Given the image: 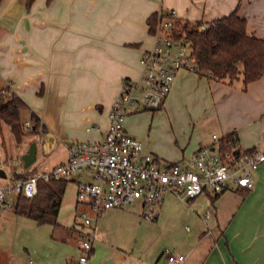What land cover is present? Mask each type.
I'll return each mask as SVG.
<instances>
[{
  "label": "crops",
  "instance_id": "crops-1",
  "mask_svg": "<svg viewBox=\"0 0 264 264\" xmlns=\"http://www.w3.org/2000/svg\"><path fill=\"white\" fill-rule=\"evenodd\" d=\"M168 11L190 23L235 11L246 33L264 40V0H32L28 7L23 0H0V87L22 100L29 119L37 118L44 130L38 136H49L38 163L16 174L50 169L67 158L71 142L103 137L121 80L138 78L140 54L153 42L147 18ZM183 87L198 88L205 96L197 105L204 110L202 130L164 158L142 145L158 163L210 146L211 134L221 138L234 132L241 149L264 150V75L242 87L239 79L226 84L179 70L163 105ZM81 180H89L85 172L67 180L74 182L73 198ZM230 188L216 200L208 197L215 201L202 220L180 215L177 209L185 206L171 194L149 224L128 209L130 204L103 211L92 224L86 264H264V162L253 170L249 190ZM199 195L191 199L196 205ZM185 217L192 229L185 227L182 234ZM159 236L180 246L175 241L174 249L167 250L157 244ZM164 249L182 259L168 262ZM68 255L52 260L67 264L74 258Z\"/></svg>",
  "mask_w": 264,
  "mask_h": 264
},
{
  "label": "built area",
  "instance_id": "built-area-1",
  "mask_svg": "<svg viewBox=\"0 0 264 264\" xmlns=\"http://www.w3.org/2000/svg\"><path fill=\"white\" fill-rule=\"evenodd\" d=\"M175 20L174 13L168 11L157 21L150 33L153 42L139 57V76L135 80H121L107 110V128L100 140L73 141L67 146V158L63 162L0 184V209H4L17 195L33 197L39 179L70 180L75 174L85 172L89 180L76 183L75 199L80 224L86 229L80 232V252L68 259L67 264L87 263L92 224L103 211L138 202L139 216L154 220L165 194L187 201L204 190L213 196L220 194L229 184L249 190L253 170L264 162V150H244L238 142L221 144L220 138L211 134L210 146H201L175 162L161 164L124 130L123 120L130 109H155L161 105L177 71L196 74L200 71L190 43L173 36ZM204 27V23L198 25L199 30ZM162 254L168 262L182 259L166 249Z\"/></svg>",
  "mask_w": 264,
  "mask_h": 264
},
{
  "label": "rangeland",
  "instance_id": "rangeland-1",
  "mask_svg": "<svg viewBox=\"0 0 264 264\" xmlns=\"http://www.w3.org/2000/svg\"><path fill=\"white\" fill-rule=\"evenodd\" d=\"M204 99V94L200 93L198 88L183 87L176 96L168 98L164 105L162 103L158 108L153 110L141 107L130 109L123 120V126L126 132L137 139L146 149L164 158L163 155H168L177 148H183L188 141L191 142L196 132L200 133L204 123V110L203 107L197 105ZM19 121L23 125L24 134L18 143L14 140L8 126L0 123V171L4 173V177H0L2 183L6 182L10 176L15 178L20 174H16L17 172L31 170L41 158L37 144L38 134L25 128L24 122H27L29 128L31 121L24 109L20 111ZM207 135L210 134L207 133ZM31 141H36L37 144L36 157L28 167L23 168L20 156L27 150ZM164 163L167 162H161V164ZM22 174L26 176L28 173ZM73 184L74 182L71 181H67L65 184L56 216V222L60 224L58 226L37 224L25 216L14 214L12 201L8 207L0 209V264H56V261L52 260L55 256L60 258L69 254L68 256L76 257L79 250L80 232L86 228L80 224L75 195L73 198ZM229 187L234 189V186L230 184ZM228 190L214 196L204 190L199 195L198 205L194 204L191 199L181 200L187 209L182 206L181 209H177V212L183 217H187L186 214L191 213L202 220L205 213L211 212V203L214 204L217 198L225 196ZM167 194L164 195L163 200L168 197ZM208 197L215 198V200L210 202ZM128 207V209L132 208L138 211L139 214L136 203H132ZM186 217L181 224L182 234L187 232L185 227L189 230L192 229L191 224L186 222ZM138 218L148 224L154 221L142 219L140 216ZM206 220L208 221V219ZM175 233L174 237L179 239L181 234L177 231ZM158 239L160 240L157 244L165 245L164 248L167 250L174 249L175 239L163 236H159Z\"/></svg>",
  "mask_w": 264,
  "mask_h": 264
},
{
  "label": "trees",
  "instance_id": "trees-1",
  "mask_svg": "<svg viewBox=\"0 0 264 264\" xmlns=\"http://www.w3.org/2000/svg\"><path fill=\"white\" fill-rule=\"evenodd\" d=\"M28 7L32 0H23ZM165 13H153L147 18L148 31L151 33ZM190 23L176 19L173 29L175 38L183 37L190 43L197 61V74L209 76L217 81L231 84L240 80L241 86L264 75V40L246 33L243 18L235 11L205 22ZM25 107L22 100L5 87H0V123L8 126L14 140L20 142L24 132L19 121V111ZM31 132L44 133L35 116H30ZM221 144H234L237 138L230 132L220 138ZM18 174L15 178H24ZM67 180L50 178L36 182V193L31 198L21 195L15 197L12 204L14 214L25 216L37 224L57 225L56 216Z\"/></svg>",
  "mask_w": 264,
  "mask_h": 264
},
{
  "label": "water",
  "instance_id": "water-1",
  "mask_svg": "<svg viewBox=\"0 0 264 264\" xmlns=\"http://www.w3.org/2000/svg\"><path fill=\"white\" fill-rule=\"evenodd\" d=\"M148 109L153 110L154 108L150 107ZM45 135L38 136L37 144L39 145L40 150H45V148H47L48 146V143L46 142L45 138L49 136L47 134ZM37 144H36V141H31L28 145L27 150L20 156L23 168L28 167L35 160ZM3 175H4L3 172L0 171V176L3 177Z\"/></svg>",
  "mask_w": 264,
  "mask_h": 264
}]
</instances>
